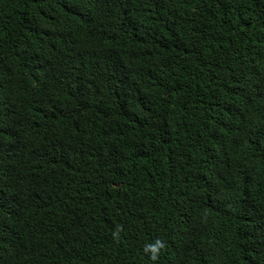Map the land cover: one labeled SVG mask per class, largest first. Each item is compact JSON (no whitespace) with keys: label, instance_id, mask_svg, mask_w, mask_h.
<instances>
[{"label":"trees","instance_id":"trees-1","mask_svg":"<svg viewBox=\"0 0 264 264\" xmlns=\"http://www.w3.org/2000/svg\"><path fill=\"white\" fill-rule=\"evenodd\" d=\"M3 168L0 264H264V0H0Z\"/></svg>","mask_w":264,"mask_h":264},{"label":"clouds","instance_id":"clouds-1","mask_svg":"<svg viewBox=\"0 0 264 264\" xmlns=\"http://www.w3.org/2000/svg\"><path fill=\"white\" fill-rule=\"evenodd\" d=\"M237 90L244 97V100L249 103V87L241 86L237 88ZM13 173L14 172L8 168L0 169V193L6 192L7 182L13 180ZM218 196H222L221 190L214 198L208 197V199L204 202L209 206L207 209L208 214L205 215L208 218V221L210 219L213 222L219 220L217 218V212L220 208H223V205L215 199ZM210 200L213 201L209 205ZM181 225L184 226V223L182 222ZM186 232L187 231H183V229L177 228L174 232H172L173 237L171 239V242H168L166 238L163 241H161L160 239H156L153 243L147 244L144 248V251L150 254V258L152 261H156L159 257L161 250L163 249L167 252L168 255V258L162 261L164 264H186L194 260V258L191 256L192 251L199 252L187 244V241L184 237V233ZM114 235L118 237L119 230L114 233ZM5 242L6 239L3 242V246H5ZM59 242L60 240L57 241V243Z\"/></svg>","mask_w":264,"mask_h":264}]
</instances>
